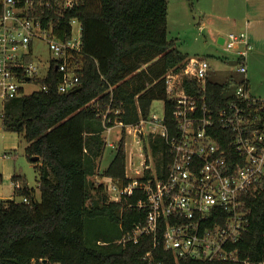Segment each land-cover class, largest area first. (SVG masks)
I'll return each instance as SVG.
<instances>
[{
	"label": "trees",
	"instance_id": "obj_1",
	"mask_svg": "<svg viewBox=\"0 0 264 264\" xmlns=\"http://www.w3.org/2000/svg\"><path fill=\"white\" fill-rule=\"evenodd\" d=\"M168 2L78 0L74 7L59 12L55 7H42L39 18L58 24L54 33L61 39L71 34V19L80 23V81L70 91H57L59 72L51 64L46 76L38 80L47 90L4 103L2 127L25 139V155L38 171L40 199L22 177L12 176L15 195L27 197L28 202L0 201V264H147L142 257L148 251L161 264H242L176 259L161 244L153 248L151 235L122 243L99 238L105 235L100 231L98 247L85 243V218L107 217L119 224V240L144 219L142 210L127 205L137 201L138 192L118 202L109 201L104 183L94 187L90 177L96 174L105 149L98 109L105 110L110 104L119 112L110 116L126 124L147 116L154 100L166 99L164 74L180 68L187 57L168 39ZM142 65L146 67L139 70ZM238 82L234 76L222 82L208 76L209 103L218 107L226 103ZM150 147L158 156L165 143L156 137ZM125 166L123 129L112 160L100 174L125 185L130 181ZM246 205L249 225L234 246L240 258L259 264L264 262V185L247 197Z\"/></svg>",
	"mask_w": 264,
	"mask_h": 264
},
{
	"label": "built area",
	"instance_id": "obj_2",
	"mask_svg": "<svg viewBox=\"0 0 264 264\" xmlns=\"http://www.w3.org/2000/svg\"><path fill=\"white\" fill-rule=\"evenodd\" d=\"M0 3L2 109L7 100L28 94L26 83L38 85L31 92L47 90L38 80L46 76L51 64L59 72L57 91L77 87L81 68L77 57L82 47L81 34L74 36L73 24L78 23L81 32L80 23L71 19V34L61 39L54 33L59 25L52 19L43 23L39 16L43 6L55 7L59 12L74 7L78 0H0ZM34 38L47 43L49 58L44 71L32 58ZM222 40L226 48L235 50L234 71L239 81L223 105L209 103L206 83L211 66L207 57L195 56L186 57L180 68L164 74L166 99H162L161 115L149 112L135 123L126 124L110 116L119 113L110 104L105 110L98 109L103 132L110 133L119 127L121 135L124 129L125 138L128 133L134 136L140 153L153 155L150 141L156 137L165 143V150L153 155L157 160L151 163L146 155L135 169L139 174L129 177L127 184L103 177L109 201L118 202L138 192L137 201L127 205L145 213L144 219L118 242L135 243L143 235H151L153 248L161 244L176 259L253 264L248 258H240L234 245L249 225L246 199L264 185V99L249 91L247 32H231ZM21 201L27 203L28 199L22 197ZM142 258L147 264H161L153 261L151 251Z\"/></svg>",
	"mask_w": 264,
	"mask_h": 264
},
{
	"label": "rangeland",
	"instance_id": "obj_3",
	"mask_svg": "<svg viewBox=\"0 0 264 264\" xmlns=\"http://www.w3.org/2000/svg\"><path fill=\"white\" fill-rule=\"evenodd\" d=\"M171 7L167 16V36L173 40L179 51L186 54L187 57L204 56L207 57L211 66L209 78L215 82H222L228 79L230 74H235L236 53L234 49L226 48L223 43L218 42V37H226L229 33H239L245 31L242 21H237L236 25L232 20L240 15L243 8L242 0H230L228 7L222 6L219 13L208 15L211 11L209 0H168ZM180 1L184 8L174 7L173 4ZM169 3V2H168ZM228 16L229 19H226ZM79 24H73L74 36L79 35ZM33 60L39 65L40 71H44L46 62L49 58V50L44 39L34 38L32 41ZM142 65L140 69H144ZM26 93L38 88V85L32 83L24 84ZM264 99V97H259ZM163 108L162 99L154 100L150 105V114L161 115ZM2 106L0 105V201L16 199L21 200V196L14 193L15 181H12L13 175L22 177L28 187L34 188V195L37 200L40 199L38 188V171L31 163L24 152L26 146L25 139L15 132L4 130L1 124ZM105 137V149L103 156L97 167L95 175L90 179L94 187L102 183L103 177L101 171L112 160L115 147L120 137V128L114 127L111 132H102ZM134 136L128 133L125 138L126 152V170L127 176L135 178L139 173L135 172L140 162L144 161L146 155L151 163L157 160L150 153L143 151L140 153L135 145ZM111 143V145H109ZM18 182L21 184L22 181ZM95 192V188L93 189ZM85 243L90 247H98L96 239L100 231L104 236L99 237L106 240L117 242L120 235V225L110 221L107 217L85 218ZM111 240V241H112Z\"/></svg>",
	"mask_w": 264,
	"mask_h": 264
},
{
	"label": "crops",
	"instance_id": "obj_4",
	"mask_svg": "<svg viewBox=\"0 0 264 264\" xmlns=\"http://www.w3.org/2000/svg\"><path fill=\"white\" fill-rule=\"evenodd\" d=\"M242 3L243 8L240 15L232 20V24L236 25L237 21L244 19L242 23L250 43V49L246 57V78L249 91L255 97H264V0H242ZM209 4L211 11L207 12L208 15H217L222 6L228 7L230 5V0H209ZM170 7L171 3L169 1L168 13ZM174 7L183 9L184 5L180 1H176L173 4ZM226 19H229L228 16ZM219 38L222 37L219 36ZM230 76L237 77L236 74H230Z\"/></svg>",
	"mask_w": 264,
	"mask_h": 264
},
{
	"label": "water",
	"instance_id": "obj_5",
	"mask_svg": "<svg viewBox=\"0 0 264 264\" xmlns=\"http://www.w3.org/2000/svg\"><path fill=\"white\" fill-rule=\"evenodd\" d=\"M218 42H219V43H222V42H223L222 38H219V39H218Z\"/></svg>",
	"mask_w": 264,
	"mask_h": 264
},
{
	"label": "bare ground",
	"instance_id": "obj_6",
	"mask_svg": "<svg viewBox=\"0 0 264 264\" xmlns=\"http://www.w3.org/2000/svg\"><path fill=\"white\" fill-rule=\"evenodd\" d=\"M234 84H235V83H234ZM234 84H233V85H234ZM233 85H232V86H233ZM234 87H235V86H234Z\"/></svg>",
	"mask_w": 264,
	"mask_h": 264
}]
</instances>
